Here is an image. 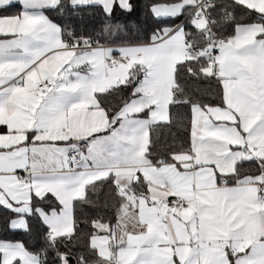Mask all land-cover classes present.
Returning a JSON list of instances; mask_svg holds the SVG:
<instances>
[{
  "label": "snow or ice",
  "instance_id": "obj_1",
  "mask_svg": "<svg viewBox=\"0 0 264 264\" xmlns=\"http://www.w3.org/2000/svg\"><path fill=\"white\" fill-rule=\"evenodd\" d=\"M144 8L0 0V264H264V0Z\"/></svg>",
  "mask_w": 264,
  "mask_h": 264
},
{
  "label": "trees",
  "instance_id": "obj_2",
  "mask_svg": "<svg viewBox=\"0 0 264 264\" xmlns=\"http://www.w3.org/2000/svg\"><path fill=\"white\" fill-rule=\"evenodd\" d=\"M135 2L137 4V11L129 19L130 21L138 22L141 25L143 31V29L147 27V25L145 24L146 10L144 8V5L148 2V0H135ZM97 19H99V17ZM177 21H175V23H177ZM185 111V109L180 110L181 113H184ZM85 211H88V209L86 208Z\"/></svg>",
  "mask_w": 264,
  "mask_h": 264
},
{
  "label": "crops",
  "instance_id": "obj_3",
  "mask_svg": "<svg viewBox=\"0 0 264 264\" xmlns=\"http://www.w3.org/2000/svg\"><path fill=\"white\" fill-rule=\"evenodd\" d=\"M9 11H10V12H11V11H15V9H11V10H9ZM178 23H180V20L177 21V24H178Z\"/></svg>",
  "mask_w": 264,
  "mask_h": 264
}]
</instances>
